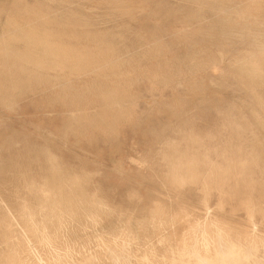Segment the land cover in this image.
<instances>
[{"label":"rangeland","instance_id":"1","mask_svg":"<svg viewBox=\"0 0 264 264\" xmlns=\"http://www.w3.org/2000/svg\"><path fill=\"white\" fill-rule=\"evenodd\" d=\"M258 48L264 0H0V264L47 257L52 218L67 264L123 234L163 264L196 223L264 237Z\"/></svg>","mask_w":264,"mask_h":264},{"label":"bare ground","instance_id":"2","mask_svg":"<svg viewBox=\"0 0 264 264\" xmlns=\"http://www.w3.org/2000/svg\"><path fill=\"white\" fill-rule=\"evenodd\" d=\"M24 31H26V29ZM24 31L22 30V32H24ZM26 34H27V31L25 32V34L23 33V35H26ZM26 38H27L26 40H28L30 43H32V45L33 44H38V45L40 44L46 54H54V55L58 54L57 47H55V45L53 43H51L50 40L42 39V38L36 39L34 35L33 36L29 35ZM35 39L37 42L35 41ZM240 57L241 58L244 57L243 58L244 60L246 59L248 62H250L251 65H253L254 68H256L258 70V72L260 71L263 74L262 82H264V63L262 60V57H264V51L260 48L255 49V50L251 49V50H247L246 54H244ZM252 74H255V71ZM241 77L245 78L244 76H241ZM256 78H258V77H256ZM247 83H252V82L248 81ZM255 84H258V83H255ZM250 87H252V86H250ZM252 150L254 151L255 149L253 148ZM256 151H255V153H256ZM258 156H260V155H258ZM251 157H250L251 158L250 160H249V158L248 159L246 158L243 161V164H247L250 162H256V161H257V163H259V160L256 159L257 156L255 158H253L254 156H251ZM192 166L193 165L191 163L190 167H192ZM220 173H222V172H220ZM62 199L65 200V198H62ZM57 200H59V199L57 198ZM60 201H61V199H60ZM58 202L56 201V203H58ZM71 204H72V202L71 203L68 202V205H71ZM57 206H60V205L57 204ZM63 207H65V206H63ZM66 207H68V206H66ZM70 207H72V206H70ZM73 207H74V205H73ZM57 208L55 209V214H57V213H61L62 215L65 214L62 206H60V209H58V210H57ZM66 217H68V216H66ZM56 218L60 219V217H56ZM51 220L54 222L53 218ZM52 221H49L48 225H43L40 228L35 227V230L37 231L36 232L37 241H39V243L44 244V245H50V254L46 255L47 257H45V255L43 254V251L38 247L35 240L30 239L29 240V246L24 251L23 256L21 255V256H19V258L17 256V258H16V255H13L10 257V259H12L14 264H17V263H20V264H67L65 259L67 258V256H69L68 255L69 250L66 247L65 248L57 247V244H55L56 239H57V236H55V235L58 234L57 230L60 231L64 226L63 225L58 226V228H57V226H55L56 223L54 222L55 224L53 225ZM64 221H66V219ZM160 222L162 223L161 220H160ZM158 224H160V223H158ZM153 226H155V224H153ZM211 227L212 226L209 223H204V224L203 223L202 224L196 223L195 225H193L192 229L190 230L188 237L185 238L186 241H184L176 251H174L173 253L171 252L172 254H170V256L168 257V260L164 261L163 264H235V262H238L240 264H242V263L243 264H264V237L263 236H257L256 234L254 235L253 233H250L249 235L247 234L246 236H241L240 234L234 235L231 233V231H229V229L227 227H223V226L221 227L220 226L217 229L213 228V227L211 228ZM153 229H155V227ZM154 232H155V230H154ZM161 236H163V235H161ZM131 237H133V235ZM165 238H166V236H165ZM131 240L133 242V239H131ZM157 242L160 245V242L159 241H157ZM99 243L101 244L100 245L101 248H99L100 246L98 247V244H97L98 250L100 249L99 251H96L94 253L92 252L93 254H87L86 253V255H82L81 257L79 256L80 258H78V255L76 254L78 259H76L72 264H136V263L137 264H156L151 259V257L153 256L152 253L154 252L153 250H152L153 252L151 251L152 256H150V254H148V255L144 254L142 259L140 258V259L135 260L134 259V251L130 246L131 242L128 239V237H126L124 234L121 236L115 237V238H110L108 240L103 239V241H100ZM150 243H153V242H150ZM154 245H152V246H154ZM97 247H96V249H97ZM148 247H150V246H148ZM143 248H145V247H143ZM150 248H148V249H150ZM171 249H173V248H171ZM85 250H87V249H85ZM144 252H145V250H144ZM149 252H150V250H148L147 253H149ZM90 253H91V251H90ZM163 254H162V256H166L165 254L164 255ZM154 255H155V252H154ZM156 255H158V254H156ZM140 257H142V256H140ZM163 258H165V257H163ZM68 264H69V262H68Z\"/></svg>","mask_w":264,"mask_h":264}]
</instances>
